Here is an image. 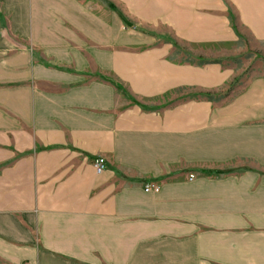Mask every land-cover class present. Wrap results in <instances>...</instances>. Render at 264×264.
<instances>
[{
	"label": "crops",
	"instance_id": "crops-1",
	"mask_svg": "<svg viewBox=\"0 0 264 264\" xmlns=\"http://www.w3.org/2000/svg\"><path fill=\"white\" fill-rule=\"evenodd\" d=\"M240 40L264 0H0V264H264V72L205 58Z\"/></svg>",
	"mask_w": 264,
	"mask_h": 264
},
{
	"label": "rangeland",
	"instance_id": "rangeland-1",
	"mask_svg": "<svg viewBox=\"0 0 264 264\" xmlns=\"http://www.w3.org/2000/svg\"><path fill=\"white\" fill-rule=\"evenodd\" d=\"M206 59L216 58L235 70L237 82L260 75L264 72V46L253 48L248 40L225 44L214 50H207ZM235 83V86L237 85Z\"/></svg>",
	"mask_w": 264,
	"mask_h": 264
},
{
	"label": "built area",
	"instance_id": "built-area-1",
	"mask_svg": "<svg viewBox=\"0 0 264 264\" xmlns=\"http://www.w3.org/2000/svg\"><path fill=\"white\" fill-rule=\"evenodd\" d=\"M93 166L95 168V171L98 174L103 173L106 169H107V162L106 159L102 156L96 158L93 162ZM145 190L148 192L152 191V192H159L160 191V186L153 184V183H149L148 185H146Z\"/></svg>",
	"mask_w": 264,
	"mask_h": 264
}]
</instances>
